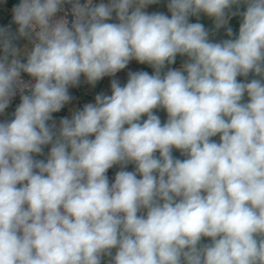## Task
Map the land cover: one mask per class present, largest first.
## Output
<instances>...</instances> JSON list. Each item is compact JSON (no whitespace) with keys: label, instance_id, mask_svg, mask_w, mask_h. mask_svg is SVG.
<instances>
[{"label":"clouds","instance_id":"9594fccd","mask_svg":"<svg viewBox=\"0 0 264 264\" xmlns=\"http://www.w3.org/2000/svg\"><path fill=\"white\" fill-rule=\"evenodd\" d=\"M159 3L12 7L0 117L20 102L0 119V264H264V0L147 11ZM202 15L212 29L190 22ZM222 28L228 38L214 40ZM131 61L152 73L72 103L81 77L95 86Z\"/></svg>","mask_w":264,"mask_h":264},{"label":"crops","instance_id":"0c3cea01","mask_svg":"<svg viewBox=\"0 0 264 264\" xmlns=\"http://www.w3.org/2000/svg\"><path fill=\"white\" fill-rule=\"evenodd\" d=\"M167 0H160L159 4L156 5H150L147 8L148 12H164L165 14L170 15L167 12V7H166ZM15 5L14 2L8 1V0H0V27L3 28H10L13 32L16 30L17 26L12 22V7ZM241 11H243V7L241 6ZM115 22V21H111ZM190 22H200L205 25L206 28L212 29L213 28V21L212 19L201 16L199 21L195 17L190 18ZM241 22V18L239 16H234L231 18L229 21V26L233 29L234 34H238L239 30V25ZM214 40L219 41L221 39H227L228 37L226 36V30L225 29H220L213 37ZM17 45L23 44L24 41L20 40L16 42ZM184 57H177L176 63L170 67L173 68H179L183 61ZM129 71H148L149 74L152 73L153 69L147 65V64H139L136 61H131L128 65V67L121 72L116 74V77H105L102 80L98 81L95 86L89 85L84 81V78L81 77V83L78 87L70 88V94L74 97L73 104L79 108H81L82 103H89V102H94L95 96L97 94L103 93L105 95H110L111 94V80L113 78L118 79L121 85L123 86L127 82L128 78V72ZM253 77L250 76L248 79H252ZM238 79L243 80V77H238ZM245 99H247L245 97ZM20 102V101H19ZM17 102L15 105L10 107L7 110V116L6 117H1L0 119H11V114L14 112L15 107L19 104ZM156 114L160 116L162 122H165L167 119V114L164 110L158 109L155 110ZM68 114V106L65 107L60 113L54 114V117L56 118L57 122L60 117H63ZM146 118V117H145ZM214 140L217 142L219 141V137H214ZM45 152H47V148L45 149ZM174 156L179 159H183L184 157L180 155L178 151L174 150ZM43 158V157H40ZM119 169L118 166L113 167L112 169L109 170H115ZM128 170H134V166L129 165ZM207 242V241H205Z\"/></svg>","mask_w":264,"mask_h":264},{"label":"built area","instance_id":"2783aa9c","mask_svg":"<svg viewBox=\"0 0 264 264\" xmlns=\"http://www.w3.org/2000/svg\"><path fill=\"white\" fill-rule=\"evenodd\" d=\"M8 1H11V2H14L15 5H17L19 3V0H8ZM25 80H28L29 77H27V75H24L23 77ZM20 99H19V94L13 99L12 103L10 104V107H12L13 105H15L17 102H19ZM86 104V103H82L81 105V108L83 107V105ZM9 107V108H10ZM1 118V117H0ZM119 169H115V170H108V178H109V181L110 182H113L114 181V178H115V174L116 172L118 171Z\"/></svg>","mask_w":264,"mask_h":264}]
</instances>
